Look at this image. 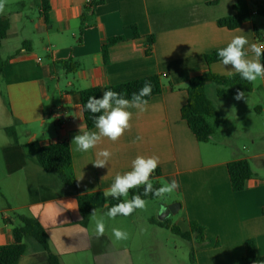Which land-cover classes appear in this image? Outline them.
<instances>
[{"label": "crops", "instance_id": "obj_1", "mask_svg": "<svg viewBox=\"0 0 264 264\" xmlns=\"http://www.w3.org/2000/svg\"><path fill=\"white\" fill-rule=\"evenodd\" d=\"M37 1L32 3L35 15H25L16 7L20 2L5 4L2 13L10 30L0 49L8 50L14 42L17 47L0 77V246L14 243L13 227L5 219L18 213L40 222L63 264H82L85 256L92 264H133L128 246L116 248L108 233L100 237L92 233L93 216L87 228L81 225L77 196L103 193L117 174L132 170L136 156L156 155L162 185L172 180L180 184L174 203L181 205L178 213H183L187 228L190 222L205 228L206 242L193 243L197 264H236L248 239L256 240L258 254L264 256V178L254 171L246 189L235 193L228 173L232 161L259 162L264 154L232 155L211 140L199 143L181 114L192 78L209 70L227 76L232 70L222 63L209 67L207 55L226 47L236 35L259 44L252 22L236 30L218 25L219 19L234 15L235 0H105L81 36L85 7L99 0H52L48 22ZM247 1L253 7L257 0ZM259 30L264 38V23L259 22ZM149 36L155 39L151 56L146 54ZM116 37L125 40L110 48L105 62L103 45ZM253 56L249 52V58ZM259 59L264 64V55ZM63 61L79 64V70L68 74L53 67ZM152 76L162 77L163 92L148 101L146 111L130 109V130L117 142L103 138L88 152L75 150L71 142L81 124L82 131L97 129L87 128L83 107L71 92L99 88L103 94L109 87ZM223 100L216 104L225 120ZM10 128L16 129L18 143L6 133ZM137 136L142 140L137 141ZM35 142L70 144L77 194L44 170L35 149L24 148ZM102 149L111 151L112 157L105 167L97 168L93 162ZM113 226L135 234L139 229L118 222ZM27 246L19 264H49L47 253L34 239L29 238Z\"/></svg>", "mask_w": 264, "mask_h": 264}, {"label": "trees", "instance_id": "obj_2", "mask_svg": "<svg viewBox=\"0 0 264 264\" xmlns=\"http://www.w3.org/2000/svg\"><path fill=\"white\" fill-rule=\"evenodd\" d=\"M261 1L257 0L254 6L251 7L247 0H235L234 15L219 19L218 25L223 28H228L229 30H236L243 24L252 22L256 40L259 44H264V38L259 30V20L261 19L264 21V3ZM51 3L52 0L37 1L46 22H48V13L52 8ZM104 3L105 0L93 1L85 7L81 17L80 36L88 27L89 18L95 15L96 8ZM28 4V2H20L16 7L23 10ZM254 10H257V15H254ZM9 30L10 21L0 13V47L2 42L9 38ZM134 32L136 37L140 36L136 28H134ZM124 40L123 37H116L110 39L103 45L102 53L105 62L108 61L110 48ZM146 41L149 47L146 54L151 56L155 39L153 36H149L146 38ZM27 44V42H24L23 47L25 48ZM217 53L206 56V62L209 67L221 63ZM7 64L8 62L0 57V77L4 75ZM57 66L64 69L68 74H74L79 70V64L72 61H63L53 64V67ZM146 81H151L152 93L150 96L145 97V99L150 101L154 96L162 94L163 81L161 76L147 77L134 82L109 87L106 90L125 93V98L130 99L132 93L138 92ZM212 86H215V100L209 96V88ZM237 90L251 93L254 90V82L243 80L238 73L232 76H221L214 74L210 70L190 80L188 85V102L182 108L181 114L199 143H209L211 138L215 135V129L211 120L219 119L224 121L218 111L216 100L226 99ZM71 94L82 107L86 104L90 96H96L97 98L102 96V92L99 88H89L80 92L73 91ZM255 110L257 113H260L262 108L258 107ZM84 118L87 128L89 130L95 129L93 114L84 111ZM6 133L15 143H18V135L15 128L7 129ZM28 147L35 149L37 158L46 172L57 175L68 188L72 189L76 194L78 193L79 188L74 172L72 150L68 142L51 144L48 146H41L38 142L24 145V148ZM228 173L232 190L235 193L244 191L247 182L255 177L252 165L247 159L235 160L229 163ZM161 178L162 173L160 169L157 168L150 177V182L153 184L154 188L162 186ZM143 189L144 186L142 185L139 188L129 190V200L135 194H140L146 201L159 199L153 197L151 194L144 197ZM77 200L81 214L80 223L85 228L89 226L92 218L91 215L94 211L105 210L107 212L113 205L124 201L123 198L119 200L105 198L102 192L78 194ZM138 210L139 209H136L131 215L126 217L133 216ZM117 217L125 216L118 215ZM151 222L160 228L170 230L173 234L189 243L193 244L195 242L198 245H203L206 242L204 236L205 228L196 222H190L188 230L186 231H182L177 225L172 224L171 219H167L164 222L154 219L151 220ZM5 223L13 227L14 243L7 246H0V264H19L22 257L27 253V240L29 238L34 239L47 253L49 264H63L60 256L55 254L51 248L46 229L36 218L15 213L11 218L5 219ZM190 264H197L194 249H192L190 255ZM236 264H264V256L258 254L256 240L248 239L245 242V254L237 259Z\"/></svg>", "mask_w": 264, "mask_h": 264}, {"label": "clouds", "instance_id": "obj_3", "mask_svg": "<svg viewBox=\"0 0 264 264\" xmlns=\"http://www.w3.org/2000/svg\"><path fill=\"white\" fill-rule=\"evenodd\" d=\"M5 10V0H0V13ZM239 31L243 32L239 29ZM249 52L254 56L249 58ZM218 57L224 66H231L227 71L228 76L238 73L243 80L248 82L256 81L258 78H264V64L260 62V57L264 55V44L250 43L245 35L234 36L226 47L218 50ZM152 93L151 81H146L138 92H134L131 98H125V93L112 90L103 92L100 98L90 96L83 105V111L93 114L94 125L97 131H82L80 125L79 134L75 135L71 144L75 145V150L80 152H88L97 147L103 138H107L112 142H117L126 131L130 130L133 113L130 109H137L139 112L147 110L148 100L145 97ZM233 99L236 101L246 100L245 92L237 90ZM99 114V115H97ZM136 140H142L141 136H137ZM112 157L111 151L102 149L97 151L96 160L93 162L97 168L105 167ZM160 158L156 155L152 156H136L131 162L132 170L123 175L117 174L114 182L109 189L103 192L105 198L119 200L121 197H127L129 190L144 186L143 196L150 194L153 197L163 198L167 194L173 193L179 189L180 184L176 180L165 183L159 188H154L150 182L152 173L157 169ZM147 201L140 194H135L130 200H124L113 205L108 209L105 215L111 219L119 216H129L136 209L146 207ZM91 216H95V211ZM105 233V223L103 219H97L95 222V235L103 236ZM115 241H123L128 239V233L118 228L112 229Z\"/></svg>", "mask_w": 264, "mask_h": 264}, {"label": "rangeland", "instance_id": "obj_4", "mask_svg": "<svg viewBox=\"0 0 264 264\" xmlns=\"http://www.w3.org/2000/svg\"><path fill=\"white\" fill-rule=\"evenodd\" d=\"M30 2L24 9L25 15H35L37 12L34 0H5V4L11 5L16 2ZM262 24L263 20H259ZM17 44L14 42L9 49H0V57L3 60L8 59L16 50ZM254 82V90L251 93H245L246 100L236 101L233 95L225 99L226 116L224 121L219 119L211 120L215 135L211 138V144L217 145L221 149L228 148L232 155L243 154H264V111L257 113L256 108L264 109V84L262 78ZM209 96L213 100L215 97V86L209 88ZM222 101H224L222 99ZM254 171L264 178V157L262 160L250 162ZM129 200L127 197H122ZM178 195L173 192L165 195L158 200L147 201L146 207L139 209L133 216L116 217L111 219L105 215V210H99L92 218L90 230L95 233V222L97 219H103L105 223V233L113 239L116 248L119 245H126L131 250V256L128 258L133 264H190V255L194 245L173 234L170 230L160 228L156 225H150L149 220L160 221L162 209L166 206L175 204ZM179 204V203H177ZM172 224L177 225L182 231L188 230L184 220L183 213L171 215ZM125 223L137 225L138 232L125 229L128 233V239L115 241L112 234L114 223ZM146 228V230H144ZM82 264H92L91 257H83Z\"/></svg>", "mask_w": 264, "mask_h": 264}, {"label": "water", "instance_id": "obj_5", "mask_svg": "<svg viewBox=\"0 0 264 264\" xmlns=\"http://www.w3.org/2000/svg\"><path fill=\"white\" fill-rule=\"evenodd\" d=\"M181 205L180 204H172L170 206H166L164 209H162V215L160 216V221L164 222L167 220L171 215L177 214L180 210Z\"/></svg>", "mask_w": 264, "mask_h": 264}, {"label": "built area", "instance_id": "obj_6", "mask_svg": "<svg viewBox=\"0 0 264 264\" xmlns=\"http://www.w3.org/2000/svg\"><path fill=\"white\" fill-rule=\"evenodd\" d=\"M260 1H261V0H260ZM253 13H254V15H257V13H258V12H257V10H254V12H253Z\"/></svg>", "mask_w": 264, "mask_h": 264}]
</instances>
